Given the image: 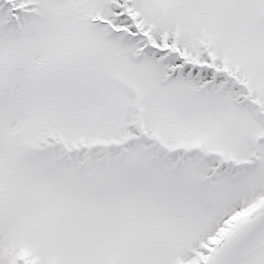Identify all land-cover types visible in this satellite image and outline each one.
Listing matches in <instances>:
<instances>
[{"label": "rangeland", "instance_id": "374dc122", "mask_svg": "<svg viewBox=\"0 0 264 264\" xmlns=\"http://www.w3.org/2000/svg\"><path fill=\"white\" fill-rule=\"evenodd\" d=\"M1 2L0 264H206L264 200V0Z\"/></svg>", "mask_w": 264, "mask_h": 264}, {"label": "water", "instance_id": "95a60500", "mask_svg": "<svg viewBox=\"0 0 264 264\" xmlns=\"http://www.w3.org/2000/svg\"><path fill=\"white\" fill-rule=\"evenodd\" d=\"M264 224V202L220 243L208 264H228L235 252Z\"/></svg>", "mask_w": 264, "mask_h": 264}, {"label": "bare ground", "instance_id": "6f19581e", "mask_svg": "<svg viewBox=\"0 0 264 264\" xmlns=\"http://www.w3.org/2000/svg\"><path fill=\"white\" fill-rule=\"evenodd\" d=\"M264 227V226H263Z\"/></svg>", "mask_w": 264, "mask_h": 264}]
</instances>
